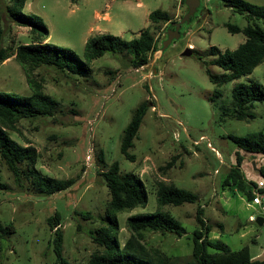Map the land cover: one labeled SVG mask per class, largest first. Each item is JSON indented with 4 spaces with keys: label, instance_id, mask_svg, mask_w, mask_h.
<instances>
[{
    "label": "rangeland",
    "instance_id": "obj_1",
    "mask_svg": "<svg viewBox=\"0 0 264 264\" xmlns=\"http://www.w3.org/2000/svg\"><path fill=\"white\" fill-rule=\"evenodd\" d=\"M244 1L264 8V0ZM200 3L190 22L181 26V37L163 49L168 30L174 27L162 21L153 23L149 15L160 9L169 14L170 22H178L188 10L182 1L26 0L23 12L47 27V42L72 50L81 60L91 38L114 35L131 41L147 28L156 39V51L139 68L123 52L94 60L86 76L49 66L34 70L33 77L41 81L44 93L58 101L57 111L53 117L22 119L18 131L10 134L21 145L36 149L40 175L74 179L75 184L51 196L39 194L24 165L16 176L0 160V184L5 185L0 186V228L5 230L0 232V264H56L54 230L48 224L56 212L61 218L63 256L69 262L86 264L94 253H101L103 247L94 242L92 234L111 223L106 218L110 193L103 173L115 162L120 176L132 172L141 179L147 198L145 207L117 213L113 232L121 245L132 234L127 219L155 213L158 183L166 182L197 195L212 239L232 250L248 245L254 258L264 259V224L250 221V216L264 219V201L254 205L237 190L223 186L237 151L246 158L245 178L264 182V156L241 151L233 141L264 132V102L253 103L254 119L232 117L234 86L250 81L264 86V61L250 75L221 87L214 85L209 73L224 71L211 64L215 59L211 47L221 51L238 48L246 37L230 33L224 25L244 28L248 21L223 0ZM10 4V0H0L3 47L13 52L32 42V36L30 27L8 18ZM257 24L264 28L261 22ZM188 48L192 54L183 56ZM0 93L31 94L15 56L0 64ZM143 103L148 110L129 150L135 159L131 162L121 153L122 140ZM197 203L163 207L181 222L185 234L179 237L147 230L143 232L145 246L166 254L169 264H188L193 232L198 228Z\"/></svg>",
    "mask_w": 264,
    "mask_h": 264
},
{
    "label": "trees",
    "instance_id": "obj_2",
    "mask_svg": "<svg viewBox=\"0 0 264 264\" xmlns=\"http://www.w3.org/2000/svg\"><path fill=\"white\" fill-rule=\"evenodd\" d=\"M6 7L8 18L17 25L30 27L32 42L19 45L15 51L3 47L5 28L3 14L0 11V64L15 56V60L22 67L27 77L31 94L17 96L12 93H0V160L18 176L20 167L25 166L27 175L33 179V184L39 194L51 196L63 192L75 184L74 179H55L44 177L36 170L38 152L32 146H23L14 140L10 132H17V124L22 119L37 117H53L58 108V101L44 93L41 81L33 77V72L41 66L54 67L58 70L78 75H85L90 69V63L103 57L105 54L126 52L131 57L134 68L146 65L149 55L156 51V39L150 30L144 29L136 39L126 41L114 35H102L91 38L85 45V57L81 60L72 50L62 48L47 42L48 29L35 17L26 15L23 9L26 0H10ZM235 13L244 15L248 25L240 28L226 23L224 26L232 33H242L246 40L235 50L221 51L216 46L211 47V54L215 56L211 64L224 71L221 74L209 73L210 81L221 87L242 76L250 75L254 69L264 61V8L245 2L244 0H223ZM185 5V0H182ZM188 11V10H187ZM153 23L160 21L174 22L167 12L156 10L149 15ZM233 112L232 117L237 120L249 121L255 118L252 112L254 102H264V86L258 82L238 83L232 90ZM148 110L146 103L141 104L135 111L130 123L125 129L121 153L126 159L133 162L134 156L129 150L134 147L143 118ZM237 147L251 155L264 156V132H253L242 139L233 138ZM244 155L235 153L233 165L224 179L223 186H228L252 201V190L259 187L255 182L248 181L242 171ZM24 169V171H25ZM262 171V169H261ZM110 200L106 208V218L111 223L102 226L94 234V242L103 247L101 253H94L86 264H169V257L158 249H149L142 242L143 232H171L179 237L185 234V228L171 213L164 211L167 205L182 206L199 202L194 193L178 188L173 183L159 182L156 191L158 210L155 213L136 214L127 219V227L131 231L130 238L124 245L117 239L113 226L117 225V213L127 212L138 206L145 207L147 198L141 179L134 173L128 172L119 175V164L115 162L109 170L103 173ZM5 188V185L0 184ZM264 193V184L259 189ZM198 204V203H197ZM116 219V220H115ZM60 214L55 213L48 219L51 230H54L52 240L56 264H74L63 256V232L60 229ZM198 228L193 232V249L188 264H264V259L252 256L250 247L243 246L239 250H232L227 244L212 239L211 226L204 218L203 207L198 204L196 212ZM0 232L5 233L3 228Z\"/></svg>",
    "mask_w": 264,
    "mask_h": 264
},
{
    "label": "water",
    "instance_id": "obj_3",
    "mask_svg": "<svg viewBox=\"0 0 264 264\" xmlns=\"http://www.w3.org/2000/svg\"><path fill=\"white\" fill-rule=\"evenodd\" d=\"M200 0H185V5L188 9L187 13L182 17V19L178 22H174L172 26L174 30H168L167 39L163 43V49L167 48L174 40L179 39L181 37L180 29L183 24L189 23L191 18L195 15L197 9L200 7ZM192 54V49H186L182 55L190 56ZM256 222L262 226L264 224L263 218H257Z\"/></svg>",
    "mask_w": 264,
    "mask_h": 264
},
{
    "label": "built area",
    "instance_id": "obj_4",
    "mask_svg": "<svg viewBox=\"0 0 264 264\" xmlns=\"http://www.w3.org/2000/svg\"><path fill=\"white\" fill-rule=\"evenodd\" d=\"M176 1H182V0H176ZM202 140H203V138H202ZM202 140H200V141H202ZM198 142H195V144H197ZM208 147H210L211 148V144L210 143H208ZM261 187L259 186V187H254L253 188V190H252V194H253V199H252V204H254V205H262L263 204V201H264V193H261L260 191H259V189H260ZM263 210H264V208H263ZM256 219L253 217V216H250V221H255Z\"/></svg>",
    "mask_w": 264,
    "mask_h": 264
},
{
    "label": "crops",
    "instance_id": "obj_5",
    "mask_svg": "<svg viewBox=\"0 0 264 264\" xmlns=\"http://www.w3.org/2000/svg\"><path fill=\"white\" fill-rule=\"evenodd\" d=\"M245 159H246V158H245ZM245 159H244V162L246 161ZM244 162H243V164H242V170H243ZM251 181H252V182H256V181H254V180H251ZM257 184L261 187V186L264 184V182H260V183L257 182ZM252 256H253V255H252ZM253 257H254V256H253Z\"/></svg>",
    "mask_w": 264,
    "mask_h": 264
}]
</instances>
